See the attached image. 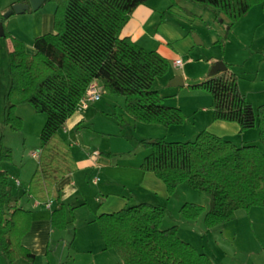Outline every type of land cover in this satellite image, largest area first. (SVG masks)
<instances>
[{"label": "trees", "instance_id": "obj_1", "mask_svg": "<svg viewBox=\"0 0 264 264\" xmlns=\"http://www.w3.org/2000/svg\"><path fill=\"white\" fill-rule=\"evenodd\" d=\"M148 1L45 0V4L56 6L53 33L34 39V54H27L24 43L13 38L3 25V38L10 39L13 46L4 123L12 131L21 130V119L14 113L21 105L46 116L39 136L38 162L27 192L40 204L55 203L50 223L57 231L67 228V215L74 221L73 208L61 202L58 184L77 171L69 145L59 131L76 112L92 82L101 83L106 95L122 97L126 114L137 123L169 128L185 121L181 110L163 105L152 90L155 79L167 74L168 61L128 37L121 38L132 13ZM182 1L211 7L226 18L224 40L215 42L224 53L227 33L263 0ZM0 22L4 24L2 18ZM188 88L210 96L214 121L236 123L240 131L257 128L264 147V105L254 108L246 101L235 74L226 70ZM140 146L150 151L140 170L161 181L169 196L186 183L209 199L204 218L208 228L233 221L239 210L264 208V152L259 147H237L206 131L193 141L149 139ZM10 160L11 151L2 145L0 135V164ZM9 201L7 174L0 167L1 252L10 264L19 259L34 264L35 256L21 244L29 231L31 214L9 208ZM202 213V207L191 203L180 208L186 220H196ZM164 217V207L142 203L101 214L95 222L104 249L114 251L123 264H212L206 255L179 239L176 227L162 230Z\"/></svg>", "mask_w": 264, "mask_h": 264}, {"label": "crops", "instance_id": "obj_2", "mask_svg": "<svg viewBox=\"0 0 264 264\" xmlns=\"http://www.w3.org/2000/svg\"><path fill=\"white\" fill-rule=\"evenodd\" d=\"M152 1L149 0L135 9L121 32V38L128 37L138 46L144 44V40L151 42V39H155L154 43L157 46L155 51L169 61L171 68L165 76L155 79L152 90L159 94L162 102L166 99L176 102V105L169 103V106L180 109L185 115V121L181 126L169 128L137 123L126 114L124 99L106 95L102 84L96 82L101 93L100 101L87 110H76L59 131V135L69 145L77 166L75 173L65 177L58 184L61 202L65 207L73 208L74 221H70V216L67 215L69 220L67 228L64 231L55 230L50 223V214L55 208V203H50L47 207V204H40L30 197L27 191L36 167H33L27 176L25 185L19 179L8 180L10 192L8 207L31 214L30 228L22 237L21 244L35 256L34 264H123L114 251L104 249L95 218L142 203L164 207L165 217L161 229L176 227L179 239L191 245L196 252L206 255L212 264H264V208L239 210L233 221L208 228L204 223L205 215L210 208V201L206 196L203 198L194 196L195 191L191 190L194 193L192 194L187 190L188 188L184 186L186 183L179 185L169 196L161 181L152 173L140 170L144 158L150 153L140 146V142L149 139L166 140L172 134H175L172 140L186 142L193 141L200 132L206 131L237 147L248 145L259 147L257 128L240 131L236 123L214 121L211 99L206 100L202 98L203 96H200L199 100L193 98L191 102L185 103L186 108L193 104L198 107L192 115L193 119L187 117L189 115L180 105V95L183 89L189 87L190 80L194 84L203 82L209 78L211 66L216 62H222L227 70L238 77V88L246 101L254 108L264 105V50L260 51V55L258 50L255 53L250 52L246 59H239L241 57L238 56L235 58L232 52L231 54L228 52L231 40L227 35L223 55L219 52L202 65L199 62L194 63L195 67H199V77L196 79L188 77L191 75H188L187 69L193 62L187 60L182 62L180 68L173 67V62L180 59L168 45L166 35L159 32L162 27L173 29L165 12H161L163 9L150 4ZM177 2L175 0L168 7V11L171 15L184 16V11L176 6L179 3ZM167 4L164 7L168 6ZM2 14L3 11L0 12V17ZM216 16L221 19L224 30L228 21L219 12ZM188 21L192 19L188 17ZM3 25L7 26L8 33L14 37L13 30L9 28L11 24L4 22ZM38 25L40 33L37 37L40 34L53 33L51 16ZM194 32L199 36L196 37L198 45H204L202 30L198 28ZM216 41L213 39L210 43L215 46ZM238 43L240 44V40ZM32 47L25 46L27 54H34ZM235 48L244 56L242 47ZM12 51L10 39L0 38V71L7 66L9 68V54ZM177 77L182 78L183 85L180 87L173 86ZM112 117H118L121 121L111 119ZM97 122L105 125L106 130L98 129ZM114 142L118 143V146ZM38 153L39 151L30 155L36 160V165L38 157L33 155ZM101 153L113 157L107 158L100 155ZM2 168L8 172L5 165ZM178 191L187 197L174 198L177 197ZM188 197L191 200H188ZM182 198H185L184 202ZM174 201L177 207L172 211L170 205ZM186 203L202 207L203 213L196 220L184 219L180 214V208ZM241 232L242 241L238 240ZM0 264H10L2 254L1 248ZM12 264L29 263L19 259Z\"/></svg>", "mask_w": 264, "mask_h": 264}, {"label": "rangeland", "instance_id": "obj_3", "mask_svg": "<svg viewBox=\"0 0 264 264\" xmlns=\"http://www.w3.org/2000/svg\"><path fill=\"white\" fill-rule=\"evenodd\" d=\"M24 1L26 0H0V12L3 11L2 16L10 10L11 6H13L14 4H18L17 2ZM177 1L179 3L177 2L178 4H176V6L179 7L181 11H184V16H176L170 14V12L168 11V7L173 4L172 2H170V0H153L150 4L160 7V9H163L161 10V12H165L166 17L170 21V26L173 30H169V28L167 27H162V30H160L159 32H161L162 35H166V39L169 43L168 45L177 54V57L182 60V62H187V60H191V62H193V64L190 65L187 69L188 75H191L188 77L196 79L199 77V67H195L194 63L199 62V64L202 65L203 63L205 64V62L210 57H213L215 54H219V52L221 53V55H223V53L220 51L219 46H214L212 43H210V40H224L226 32L225 29L223 30V27L221 26V19H218L216 16V13L218 12L217 10L205 5H200L192 2L186 3L182 0ZM166 4L168 6L164 7ZM55 9V4L46 3L36 12L31 11L25 12L21 15H14L9 19L4 20V22L6 24H11L9 28L13 30L12 35L15 37V39L20 40L26 47L31 48L33 46L34 39L37 37V34L40 33V25L38 24L44 23V20L47 19V17L51 16L53 18ZM188 17H190L192 21H188ZM4 27L7 30V26L5 25ZM198 28L202 30L204 45H198L197 38H199V36H197V33L194 32L195 29ZM42 35L43 34H40V36ZM227 35L230 38L229 40H231L230 44L228 45V52L230 54L232 52V56H234L235 58L238 56L241 57L239 59H246L247 55L250 52L255 53L256 50L259 51L258 55H260V51L264 50V0L261 4L253 6L248 11V14L246 16H244L236 24H234ZM238 37L240 40V44L238 43ZM154 41L155 39H151V42L148 40H144V44H141L140 46H142L146 50L155 51V49H157V46ZM236 45L240 46V48H243L244 56L243 53L240 54L241 51H239L238 49L236 50ZM190 48L192 49L190 50ZM169 68H171V64H169ZM190 82L191 83L189 84V86L195 85L192 80H190ZM9 88L10 75L9 68L7 66L6 69L4 68L0 71V135L2 136V145L11 151V160L9 162H2L0 164V167L1 169H3L2 166L5 165V168L8 170L7 180L13 181L14 179H19L25 185L27 176L33 170V167L37 166L36 160H33L30 155L31 153H36L37 151H39V136L45 124L46 116L44 114L36 113L28 105L17 106L14 109V113L21 119L22 128L20 131H12L10 126L4 123V113L7 106L4 98L8 93ZM200 96H203L202 98H206V100L211 99L207 93L200 90L187 88L181 91L180 105L185 113L189 115L187 117L192 118V115L196 112L198 107L197 105L193 104L186 108L185 103L188 101L191 102L193 98L194 100H199ZM169 100L170 99L164 100L163 105L168 107H171L169 106V103L176 105V102H170ZM111 119L120 122L118 120V117H112ZM96 125L98 129L106 130V126L101 122H97ZM191 126L192 125H189V127ZM174 135L175 134L168 136L170 138H167L165 141L176 142V140L171 139L175 137ZM114 144L118 146V143L114 142ZM259 148L264 152V147H262L261 144L259 145ZM184 186L188 188L187 190L191 191L187 184H185ZM192 194L194 193L192 192ZM180 196L187 197V195H184L182 192L178 191L177 197L174 198H178ZM194 196H202V198L205 197L203 193L197 191H195ZM184 199L185 198H182L181 200L184 202ZM187 199L191 200L189 197ZM176 205L174 201L173 203H171L170 209H172L173 211V209L177 207ZM238 240H243L242 232L239 234Z\"/></svg>", "mask_w": 264, "mask_h": 264}, {"label": "water", "instance_id": "obj_4", "mask_svg": "<svg viewBox=\"0 0 264 264\" xmlns=\"http://www.w3.org/2000/svg\"><path fill=\"white\" fill-rule=\"evenodd\" d=\"M45 4V0H28L27 4L18 3L11 6L10 10L6 12L3 16V20L9 19L11 16L14 15H21L28 11L36 12L38 11L43 5ZM4 37V27L2 22H0V38ZM227 69L222 62H216L211 66V69L208 73V77L216 76L218 73H223ZM183 85L182 78L177 77L173 86L180 87Z\"/></svg>", "mask_w": 264, "mask_h": 264}, {"label": "built area", "instance_id": "obj_5", "mask_svg": "<svg viewBox=\"0 0 264 264\" xmlns=\"http://www.w3.org/2000/svg\"><path fill=\"white\" fill-rule=\"evenodd\" d=\"M182 66V61L181 60H176L173 62V67L178 69ZM101 99V93L99 92V90L97 89V83L96 82H92L85 94L83 95L82 99L80 100L77 110H87L89 109L93 104L99 102ZM33 157H38V154H34ZM16 183L18 184V182L16 181ZM49 204H47V207H49Z\"/></svg>", "mask_w": 264, "mask_h": 264}, {"label": "flooded vegetation", "instance_id": "obj_6", "mask_svg": "<svg viewBox=\"0 0 264 264\" xmlns=\"http://www.w3.org/2000/svg\"><path fill=\"white\" fill-rule=\"evenodd\" d=\"M28 3V2H27ZM27 3H24V4H27Z\"/></svg>", "mask_w": 264, "mask_h": 264}]
</instances>
